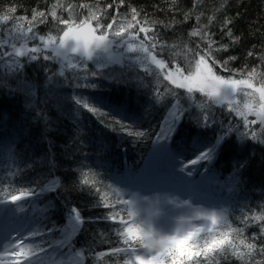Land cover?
Instances as JSON below:
<instances>
[{"label":"snow or ice","instance_id":"6c2138e0","mask_svg":"<svg viewBox=\"0 0 264 264\" xmlns=\"http://www.w3.org/2000/svg\"><path fill=\"white\" fill-rule=\"evenodd\" d=\"M124 5L125 0H113L107 4L100 0L91 3L87 0H54L43 10L34 7L30 18L27 15L14 16L17 12L15 6L0 15V23L11 22L10 34L15 32L30 42L19 48L12 44L9 50V41L0 39V66L6 65L13 77L10 82L0 79V91L8 89L10 94L20 92L25 96L33 123L40 126L39 141L48 149L38 160L25 157L22 167L31 170L37 165L46 166L52 174L37 185L38 192L31 186L19 191L0 186V205L25 213L24 204L31 202V209L35 204L33 197L39 199L46 192L56 193L66 187L62 178L54 173L58 165L52 150L55 142L50 139L65 108L58 95L59 89L51 90L54 81L58 85L67 84L74 90L69 97L74 107L68 112L73 127L80 126L86 112L113 132L136 140L154 136L160 152L169 151L168 142L177 135L185 119H189L195 129L204 130L191 137L192 158L182 162L175 172L182 180L191 181L193 169L201 167L207 178L212 173L209 165H214L230 150L244 152L248 140L264 145V54L257 57L256 65L242 66L239 71L230 67L237 56L223 58L219 55L241 41V37L229 27L234 23L233 19H224L221 39L217 40L216 33L210 30L215 17H209V23L202 25L200 15H197V23L188 36L198 39L170 45L160 29H173L177 23L191 20L193 12L200 9V0H194L192 8L184 13L183 21H176L173 17L171 23L151 19L146 12L141 18L143 10L137 7L122 12L120 8ZM109 9H114V14H109ZM40 26H45L46 31L40 32ZM225 37L227 43L223 42ZM119 47L136 54L135 65L152 78L148 83L140 76L130 77L125 71L109 70L111 65L124 62L123 53L115 51ZM178 47L180 51L175 50ZM255 55V51L247 52L248 57ZM40 59L59 61L55 71L49 70L51 74L46 77L48 90L43 96L35 84L17 75L26 62ZM69 69L72 71L68 72ZM98 77L117 85H135L138 92L151 88L149 105L163 110L157 128L145 130L140 125L126 123L123 106L106 110L94 103L82 90L96 89ZM216 105L226 108L239 120L218 119L213 111ZM208 131L213 132L211 139L206 134ZM250 163V156L239 159L234 156L229 181L238 184ZM9 175L16 178L21 172L18 169ZM81 185L88 186L89 191L98 197L94 207L109 209L103 219L112 222V234L120 246L99 251L88 246L87 251L78 250L73 237L84 230L91 218L85 219L80 209L72 207L67 209L64 225L54 221L49 225V209L55 208V202L51 201L45 208L36 209L39 217L34 215L36 224L27 233L5 238L10 247L2 248L0 264H57L61 258L67 261L73 254L81 258L80 264H91L93 257L100 259L106 255L115 258L113 264H119L121 259L123 264H232L233 260L237 264H264V211L250 216L241 213L238 222L233 218V223H229L225 209L212 210L217 207L212 204L202 206L203 202L193 194L150 189L162 193L150 197L135 189L128 191V198H124V188L101 185L95 174L83 171L72 182L73 188ZM105 188L111 190L115 199ZM168 206L182 211L169 216ZM121 212H126L127 218ZM249 227L258 228V232L247 234ZM36 240L41 241L37 245L38 251L31 247ZM106 242L101 240L102 244Z\"/></svg>","mask_w":264,"mask_h":264},{"label":"trees","instance_id":"16d2710c","mask_svg":"<svg viewBox=\"0 0 264 264\" xmlns=\"http://www.w3.org/2000/svg\"><path fill=\"white\" fill-rule=\"evenodd\" d=\"M52 2L54 0H0V15H3L7 8L15 6L17 12L13 14L14 16L27 15L30 18L34 7L43 10ZM80 2H85V0H80ZM87 2L91 3L93 0H87ZM100 2L107 4L112 3L113 0H100ZM193 3L194 0H125V5L120 8V11L126 12L130 7H137L138 10H143L141 18L146 12L151 19L171 23L173 17L176 21H183L184 13L192 8ZM169 9H174V11H168ZM201 9L203 15H201ZM108 11L109 14H114L115 10L109 9ZM197 15H200L202 25L209 23V17H215L210 30L216 33L215 39L217 40L221 39L220 29L224 19L226 17L233 19L234 23L229 27L236 36L241 37V41L237 45L230 46L228 52L219 53L223 58L238 57L230 64L233 69L239 71L242 66L256 65L257 57L264 54V43H262L264 41V0H200V9L193 12L191 20L177 23L173 29H160L165 41L170 45H180L182 42L197 40L198 38L188 36L197 23L195 19ZM10 26L11 22L0 23V33H2L0 39H7L8 47L16 44L19 48L25 43H30L15 32L10 34L8 32ZM39 31H46V27L40 26ZM223 42H228L226 37ZM175 50L180 51V48ZM250 50L255 51L254 57L247 56ZM115 51L117 54L123 52L125 59L123 64L111 65L109 70L125 71L130 77L140 76L145 83L152 79L143 73L142 68L135 65L134 56L136 54L126 52L123 47L116 48ZM58 63L59 61H44L43 59L37 62H26L25 67L17 75L20 79H26L35 84L40 96H43L48 90L46 77L51 74L49 70L55 71ZM130 65L132 67H129ZM222 74L227 75V73ZM0 79H6L9 82L13 79L6 65L0 66ZM152 82L154 85L155 81ZM96 83L99 85L96 89L82 90L94 103L106 110L123 106L122 115L126 123L140 125L145 130L157 128L163 110L151 108L149 105L151 88L138 92L135 85H117L101 77L96 79ZM12 87L15 88L16 85L13 84ZM169 87L172 86L169 85ZM58 89L59 98L65 108L61 119L57 122V130L52 133L50 139L55 142L52 150L58 165L54 173L62 178L66 187L60 192H46L40 195L39 199L33 197L32 201H35V204L30 209L31 202L25 203V213H18L0 205V225L4 230L10 229L9 231L12 230V233L16 235L27 233L36 224L34 215L39 217L36 209L45 208L51 201H54L55 208L49 209L48 212L47 223L49 225L53 221L58 225H64L67 209L72 207L80 209L85 219L91 218V222L84 225V230L73 237L78 250L87 251L88 246L96 251L120 246L117 243V237L112 234V222L103 219L109 209L93 206L98 197L89 191L88 186L72 187V182L77 179L81 171L95 174V178L101 185H112L114 188H125L133 185L143 176L153 172H164L178 183L187 184L196 190L206 188L210 196L222 199V209L226 210L229 223H233V218L238 222L241 213L250 216L253 213L259 214L260 211H264V145L248 140L244 152L234 153L230 150L224 157L217 159L214 165H209L212 173L207 178L204 168L201 167L193 169L191 181L182 180L175 172H178L182 162L192 158V152L189 149L191 137L197 131L203 132L204 130L195 129L191 121L185 119L177 135L168 142L169 151L160 152L158 145L154 142V136L152 139L136 140L123 133L113 132L86 112L83 113L80 126L73 127V122L68 118V112L74 107L69 99L74 94V90L67 84L58 85L54 81L51 90L57 91ZM213 111L220 120L228 122L233 119L239 120L238 117H234V114H229L226 108L221 109L219 105L213 106ZM196 112H199V109H196ZM256 130L259 131L258 126ZM39 132L40 126L33 123L31 112L26 108L25 96L20 92L10 94L8 89L0 91V182H2L0 186L9 191L14 189L19 191L22 187L31 186L37 188L38 192L37 185L42 184L52 175L46 166L37 165L31 170L22 167L25 157L29 160H38L48 150L47 145L39 141ZM74 134L75 139H73ZM206 134L209 139L213 136L212 131ZM234 156L237 159L251 157V163L244 170L238 184H233L228 179ZM18 169L21 172L20 176L13 178L9 175ZM14 179L16 183L12 182ZM104 190L109 191L111 198L115 199L111 190L107 188ZM121 214L126 217V212H121ZM257 232L256 227H249L247 230V234ZM55 235L58 236L59 233ZM101 240L107 242L102 244ZM40 243V240H36L31 247L37 248ZM44 246L47 247V245ZM113 259L115 258L107 255L100 259L93 257L91 264H113ZM80 261L81 258L73 254L67 261L61 258L57 264H80ZM119 264H123L122 259ZM232 264H237V262L233 260Z\"/></svg>","mask_w":264,"mask_h":264},{"label":"rangeland","instance_id":"374dc122","mask_svg":"<svg viewBox=\"0 0 264 264\" xmlns=\"http://www.w3.org/2000/svg\"><path fill=\"white\" fill-rule=\"evenodd\" d=\"M11 46H9V49H10ZM121 53V52H120ZM123 53V52H122ZM15 58V57H14ZM158 178L160 179L161 181H163V184H158V186L155 187V189H162V190H168V191H173V192H178V193H183V194H193V195H196L198 196L197 199L201 200L203 202L202 206H207L209 204H212V205H216L217 207L215 209H212V210H219L221 209V206L219 205L220 204V201L214 199V200H208L210 199L208 196H206V194H203L201 192H197L196 190H194L191 186L189 185H186V184H180V183H177L175 181H172V179L167 176V174L165 173H162V172H153L147 176H143V178H141L139 181H140V184H137V186L133 185V186H128V187H125V198H128L126 193L128 191H133L135 189H139L141 191V194H146V195H149L150 197L151 196H156V192L153 194V191H151V186H153L155 183H154V180ZM146 188V189H144ZM162 193H158V195H160ZM181 199H183V196L181 195L180 196ZM182 209L180 208H172L171 206H168L167 207V213L169 216L171 215H176V214H179V212H181ZM10 229H8L7 231L3 232L1 229H0V254H2V248L7 246V247H10V244L8 243V240H6L5 238L9 237V236H13L15 235L14 233L12 234H9V231ZM12 231V230H11Z\"/></svg>","mask_w":264,"mask_h":264}]
</instances>
